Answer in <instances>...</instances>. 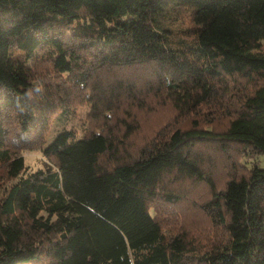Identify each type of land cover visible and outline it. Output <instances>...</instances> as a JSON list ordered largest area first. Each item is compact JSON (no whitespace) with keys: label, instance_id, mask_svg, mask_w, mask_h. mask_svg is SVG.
<instances>
[{"label":"trees","instance_id":"trees-1","mask_svg":"<svg viewBox=\"0 0 264 264\" xmlns=\"http://www.w3.org/2000/svg\"><path fill=\"white\" fill-rule=\"evenodd\" d=\"M84 101L101 130L45 144ZM165 103L192 123L137 142ZM204 142L264 154V0H0V264H264V167L218 186ZM183 180L209 190L200 234L164 228Z\"/></svg>","mask_w":264,"mask_h":264},{"label":"rangeland","instance_id":"rangeland-1","mask_svg":"<svg viewBox=\"0 0 264 264\" xmlns=\"http://www.w3.org/2000/svg\"><path fill=\"white\" fill-rule=\"evenodd\" d=\"M167 21L169 26L177 32H183L182 30L189 25L187 13H182L181 11L171 10L168 13ZM127 75L130 77L136 76L131 71H128ZM91 107L92 105L89 101H84L68 111L58 112L51 119L49 129L44 134L45 144L52 141L56 134L64 129L74 131L76 138L92 130L100 131L101 128L98 127L99 123L96 122L95 114L93 117L91 116L92 118L90 117ZM176 113L171 108L170 103L158 104L155 109L149 105L147 111L138 110L135 116L137 122L140 123L136 136L137 142L143 143L145 136L152 134L162 126L164 127L165 124L186 127L192 123L191 119L194 115L180 118V115ZM206 115H208L207 112L204 118H207ZM224 120L225 118L215 120L211 127L221 129L225 126ZM197 148L204 155L207 163L212 166L209 169L215 176L218 186H222L226 180L231 163L238 166L237 169L239 171L243 170V164L253 165L256 163L258 166L264 167V154L250 157L246 151H243L240 145L233 146L231 144L224 152L218 150L216 143L210 142L199 143ZM22 153L29 168L41 166L46 161L41 150H25ZM175 188L184 195V198L178 204L163 205L161 210L163 211L162 215L166 219L164 220L165 231L172 234L179 230H185L184 232L187 233L200 234L204 229L209 227L207 216L199 207L209 197L207 186L205 184H198L192 180H183L182 182H177Z\"/></svg>","mask_w":264,"mask_h":264}]
</instances>
